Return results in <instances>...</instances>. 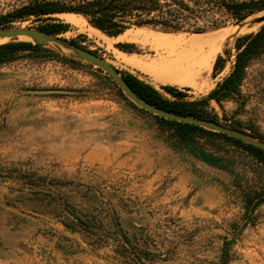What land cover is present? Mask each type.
I'll return each mask as SVG.
<instances>
[{
  "label": "rangeland",
  "instance_id": "rangeland-1",
  "mask_svg": "<svg viewBox=\"0 0 264 264\" xmlns=\"http://www.w3.org/2000/svg\"><path fill=\"white\" fill-rule=\"evenodd\" d=\"M27 2L0 0V30L65 31L52 34L63 42L0 63V264H264V163L224 130L188 131L139 107L70 46L151 85L132 61L156 57L152 35L202 37L204 49L218 48L214 62L225 60L208 88L153 86L170 101L178 98L164 86L196 101L231 71L236 39L260 28L264 8L235 21L214 7L207 20L218 25L199 33L133 26L108 36L83 16L80 24L62 13L15 19ZM7 42L37 43L26 35ZM49 90L61 92L41 93ZM195 109L264 140V54L235 91Z\"/></svg>",
  "mask_w": 264,
  "mask_h": 264
},
{
  "label": "trees",
  "instance_id": "trees-1",
  "mask_svg": "<svg viewBox=\"0 0 264 264\" xmlns=\"http://www.w3.org/2000/svg\"><path fill=\"white\" fill-rule=\"evenodd\" d=\"M222 8L235 21L264 8V0H28L14 13V18L25 20L31 16L49 18L57 13H74L83 16L96 29L108 36H118L127 29L137 26H159L165 30H187L203 32L215 28L216 22H209L208 14L214 8ZM203 22V24H200ZM51 34L65 31L64 26L51 24L46 28ZM40 43L7 42L0 44V63L10 60L16 53L29 50ZM234 59L231 71L216 84L206 98L196 101H183L185 94L171 86L162 87L176 101L162 96L153 86L138 79L132 74H125L124 79L130 88L146 101L174 113L202 117L195 109L208 98L220 100L235 91L245 77L246 67L250 60L264 54V23L256 32L238 37L234 44ZM230 53L229 50H225ZM224 58L218 56L212 66L213 76L223 66ZM161 120L176 124L188 131L200 126L179 122L159 116ZM224 139L251 153L258 161L264 163V149L243 142L235 137L220 134ZM254 203V205H256ZM142 258L136 260L140 264Z\"/></svg>",
  "mask_w": 264,
  "mask_h": 264
},
{
  "label": "bare ground",
  "instance_id": "bare-ground-1",
  "mask_svg": "<svg viewBox=\"0 0 264 264\" xmlns=\"http://www.w3.org/2000/svg\"><path fill=\"white\" fill-rule=\"evenodd\" d=\"M61 15L67 21L77 24H80L82 19V21H86L82 16L78 19L74 13H62ZM91 30L100 34L96 28L92 27ZM128 32L130 30L123 34ZM10 37L13 36H0V42ZM148 42L155 50L156 57L144 61L134 60L132 66L145 74L152 86L170 84L178 87H191L197 91L208 88L217 47L211 45L204 49L202 37L196 35L183 37L154 34ZM128 63L131 64V62Z\"/></svg>",
  "mask_w": 264,
  "mask_h": 264
},
{
  "label": "water",
  "instance_id": "water-1",
  "mask_svg": "<svg viewBox=\"0 0 264 264\" xmlns=\"http://www.w3.org/2000/svg\"><path fill=\"white\" fill-rule=\"evenodd\" d=\"M16 35L29 36L30 38L34 39L37 43H40V44H45L49 40L63 42L59 38L54 37L51 33L50 35L49 33L45 34L44 32L36 30V29L17 28V29H1L0 30V36H16ZM70 46L78 52L79 57L81 59L85 60L88 63L101 67L105 69L108 73H110L115 78V80L120 84L125 94L139 107L144 108L148 111L153 112L154 114L158 116H161L167 119H172V120H176L179 122L192 123V124H196L199 126H203V127L211 128L215 130H224L230 133L233 137L240 139L245 143L252 144L254 146L264 149V140H257L239 131L226 128L224 126H221L218 122L211 120V119L174 113V112L163 109L157 105H154L146 101L144 98L138 96L127 84L124 77L118 74L116 69L111 64L106 62L103 58L73 43H70ZM43 92L60 93L61 90L42 91L41 93Z\"/></svg>",
  "mask_w": 264,
  "mask_h": 264
}]
</instances>
